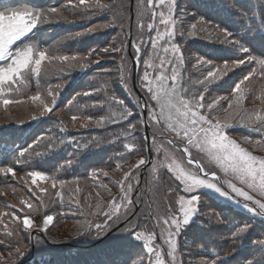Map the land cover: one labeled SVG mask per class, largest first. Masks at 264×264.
Here are the masks:
<instances>
[{
    "label": "snow or ice",
    "instance_id": "snow-or-ice-1",
    "mask_svg": "<svg viewBox=\"0 0 264 264\" xmlns=\"http://www.w3.org/2000/svg\"><path fill=\"white\" fill-rule=\"evenodd\" d=\"M130 2L131 0H129ZM235 5L236 0H231V2L229 0H211L206 6L217 14L235 15L240 21L243 35L239 38H235L233 32L228 31L227 28L220 29V32L223 33L222 42L229 44L236 53L243 54V58L237 55L230 61L228 59L223 60L221 65L215 62L219 57L214 51H204L195 55L193 58L196 60V64L193 67L198 71L203 70L207 73L203 80L198 81L204 88V91L199 94V99L196 98V93L192 94L191 99H186L187 89L183 88L181 84V72L178 69H181L186 62L181 46L176 43L178 27L183 22L182 18L174 15L177 8L176 0H143V3L138 5L144 14L150 12L152 19V22L147 24L148 40L142 39L139 43L133 41L131 44L135 52V59L138 62L142 57L140 45L150 43L151 51L155 53V56L149 55L148 59L143 60L145 70L136 81V86L144 92L148 102H142L139 97H136L133 108L126 105L123 100H119L113 93L111 97L96 106L103 107L104 104L114 103L118 111H110L98 119L88 116L87 120L97 126L118 124L119 131H114L113 135L117 140L121 135L130 139L129 143L124 144V148L131 152L135 147L138 153L147 152L150 149L134 134L140 130L141 126H155L151 150L155 151L157 155L151 161L147 156L141 155L136 164L130 165L127 171H122V179L118 181L120 186L118 196L112 197L108 202L107 210H103L101 205L97 203L95 210L89 211V215L103 216V221L99 223L87 221V231H79L78 235L89 234L92 228H95L99 234V232L110 229L114 225L123 223V231L131 235L133 240L142 242L143 256L146 257L147 264H169V260L171 264H176L177 237L194 223V218L198 215L200 197L195 194L190 195V197L179 195L175 203H169L163 212L154 211L151 206H149L146 215L134 211L135 204L141 202V194L138 193L136 200L133 201V182L139 184L140 171L148 164H151L149 170L151 179L146 181V186L151 184L152 180L157 179L159 170L166 166L168 172L180 181L181 191L191 194L200 189L209 190L228 201H235L250 213L252 218L264 220V156L253 155L248 148L244 147L237 139L231 138L226 131L233 124L250 127L252 131L260 134V139L253 140L249 136H244L242 137L243 144L264 146V109L257 111L243 107L244 101L251 91L246 82L251 83L257 74V68L251 67L252 65L260 66V78L264 79V2L260 4L258 10L249 7L248 10L243 11L236 8ZM69 6L80 9L79 14L81 15L87 14L90 10H95L92 12L93 15H111L114 19L109 20L104 27L112 26L117 20L123 24V12L125 11L123 0H106V2L77 0L75 3L70 0ZM0 9H2L0 10V108L7 111L10 106L20 105L23 101L19 97L25 95L23 90L28 88L32 80L35 79L38 91L28 98L33 102L39 101L41 107L39 117L52 113L60 93L53 90L49 84L47 91V96L51 97L49 104L41 98L39 91L41 80H47L50 72L54 70L63 71V68L58 67L56 62L61 64L76 62L81 58L76 55L59 54L62 46L60 42L52 47H40L30 41L39 31L38 26L48 22L53 15H58L60 10L55 7L45 10L36 4L29 6L27 3L20 7L0 5ZM199 19L200 22L210 23V21L205 20L203 15ZM139 27L142 32L144 25L141 24ZM196 28L197 25L193 24L188 34L193 35ZM153 30H155V35H151ZM179 34L180 36L184 35L183 31H180ZM257 47L260 56L252 54L253 49ZM122 51H124L123 46L111 48V52L114 53ZM103 52L107 54L109 49H104ZM156 60L159 63H156ZM46 61L47 63H45ZM124 61L125 57L121 56V64L118 68L120 82L131 93V88L128 87L131 74L129 72L128 77H125ZM241 66L250 67V70L234 83L231 94L215 97L211 102H207L205 93L209 91L208 85L221 80L229 72L241 68ZM82 67H87V65H82ZM149 69L152 71L150 72ZM107 84L108 82L105 81V85ZM56 88L59 89L60 85H57ZM98 91L100 89L85 92L83 95L90 96ZM256 99L264 105V94L257 96ZM224 103H226V107H223ZM68 104L71 105L72 101L70 100ZM220 108L225 113L223 117L212 115ZM202 109L207 110V115L201 113ZM145 112L147 113L146 118L143 115ZM39 117L33 116L32 119ZM71 119L75 123L77 116L73 115ZM83 126L82 124L81 127ZM63 130L61 127V131ZM40 139L42 138H37L36 142L38 143ZM177 141L180 143L177 144ZM168 146H171V149L175 151L182 149V156L186 158V165H195L196 170H190L183 160H178L175 157V152L170 150ZM32 147L33 145H29V149ZM193 149L205 154L208 164L214 165L220 173L232 179L223 180L221 183L222 178L219 177L218 172L206 170L204 162L194 157ZM27 151H21L19 156L14 159V163H19L20 158ZM161 153H163V158L160 156ZM116 168L120 169L121 165L117 163ZM3 171L5 174L12 173L15 175L12 166ZM104 175L108 176V173L105 172ZM28 176L31 177L32 184L50 179L42 171H31ZM51 180L54 189L58 184L60 188H63L68 183L64 180H57L55 177H52ZM232 180L238 181L248 191L242 187H237ZM102 186L105 189L108 188L107 185ZM29 191L32 189L29 188ZM39 191L43 193L47 189L40 187ZM75 191L79 194L81 189L77 187ZM173 191L171 188L168 189L169 193ZM32 194L36 196V192H32ZM55 195L62 198L60 191H57ZM96 196L99 197L100 193L96 192ZM257 196L259 198H256ZM236 197L241 199H236ZM73 202L80 203L78 195L73 199ZM20 203L33 212L36 211L32 203L24 200H21ZM89 208L91 209V205ZM5 215H10L13 221L20 219L15 212H0V223H3L2 217ZM149 220L154 221V224H149ZM53 221V215H43L41 230H47ZM33 224L34 221L28 215L23 217L24 230L31 229ZM229 224L232 238L241 241L249 238L254 227L248 220L234 219ZM36 226L40 227L39 223ZM156 229L160 230V240L167 245L168 259L161 251V245L155 243L157 239ZM5 234L11 236L12 232L9 231ZM251 247L252 251L247 258L241 261V264H264V238H258ZM17 251L21 256L23 255L19 248ZM140 254L139 252L136 253V255ZM132 255L133 253L129 252L126 259H121L120 252H109L106 259L100 261V264H128ZM210 255L214 256L215 259H201L198 264H226V260L220 258L215 251L211 252ZM132 264H136L135 260L132 261Z\"/></svg>",
    "mask_w": 264,
    "mask_h": 264
},
{
    "label": "trees",
    "instance_id": "trees-1",
    "mask_svg": "<svg viewBox=\"0 0 264 264\" xmlns=\"http://www.w3.org/2000/svg\"><path fill=\"white\" fill-rule=\"evenodd\" d=\"M255 104H257V106L252 105L253 109H256L257 111L264 109V105H262L259 100H257ZM19 111L20 109H17V114H20ZM137 136L140 139L139 134H137ZM251 146H257L258 149L259 147H264V146H258V145H251ZM102 185H107L108 188L105 189ZM77 187L81 189L79 194H77L76 191L75 193L73 192V190H76ZM77 187L71 188L73 192L71 196V201L73 202V199L76 198V196L78 195L80 199V203L77 204L73 202V205H71V207H74V210H69V217L66 220L61 219L59 214L57 213L58 209L56 208L54 204L55 201L52 200V196L48 195L47 199H45L47 203V207L51 208V210H49L50 213L55 215V223L49 229V233L52 236L51 238L53 240L65 238L63 239V241H66V242H70L69 240H72L75 242L81 241V240H76L77 239L76 236H78V232L85 231V228L87 226V223H86L87 221L94 220L100 216V215H89V211L90 210L94 211L97 203H99L102 209H104L107 204L108 198L114 193V189H115V188H112L108 182L99 184V188H96L93 186H87V183H84ZM111 189H113L112 192L110 191ZM96 192L100 193L99 197L96 196ZM89 205H91V209L89 208ZM23 236L26 239V241L30 242V238L28 235H24L23 233ZM8 248L9 247L5 249L6 252L8 251ZM11 250H13V248H11ZM6 257L7 259L4 261L5 264L12 261L13 259V257H10L8 253H6ZM1 260L2 259L0 256V262Z\"/></svg>",
    "mask_w": 264,
    "mask_h": 264
},
{
    "label": "rangeland",
    "instance_id": "rangeland-1",
    "mask_svg": "<svg viewBox=\"0 0 264 264\" xmlns=\"http://www.w3.org/2000/svg\"><path fill=\"white\" fill-rule=\"evenodd\" d=\"M175 157H176L178 160H183L184 164L186 165V159H185L184 157H182V156H180V155H178V154H176V153H175ZM195 158H196V159H199V160H202V161L204 162V164L206 165V170H209V171H210V170L212 169L211 166H214V165L208 164V161H207V157H206V156L195 155ZM169 162H170V161H169ZM186 166H187V165H186ZM187 167H189L190 170H192V171H195V170H196V169H195V165L187 166ZM214 167H215V166H214ZM223 178H224V180L232 179L231 177H228V176H223ZM232 182L235 183L237 187H242V188H244L245 191H248V189H247L246 187H244L243 185H241L238 181H236V180H232ZM221 183H222V181H221ZM200 190L206 191V192H208V193H210V194H212V195L217 196V197L220 198L221 200L226 201V199L221 198V197H219V196L216 195V194H213V193H212L211 191H209V190H206V189H200ZM250 194H253V195H254V193H250ZM36 221H37V220H36V218H35V219H34V222H36ZM178 264H179V261H178Z\"/></svg>",
    "mask_w": 264,
    "mask_h": 264
}]
</instances>
